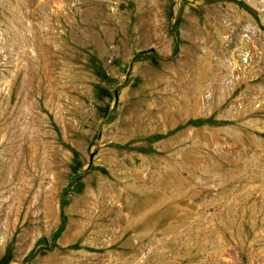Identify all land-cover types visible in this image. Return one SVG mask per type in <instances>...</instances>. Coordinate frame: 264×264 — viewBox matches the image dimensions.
Instances as JSON below:
<instances>
[{
  "label": "rangeland",
  "instance_id": "obj_1",
  "mask_svg": "<svg viewBox=\"0 0 264 264\" xmlns=\"http://www.w3.org/2000/svg\"><path fill=\"white\" fill-rule=\"evenodd\" d=\"M0 264H264V0H0Z\"/></svg>",
  "mask_w": 264,
  "mask_h": 264
}]
</instances>
